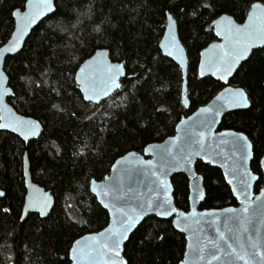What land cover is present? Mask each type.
<instances>
[{
    "label": "trees",
    "instance_id": "trees-1",
    "mask_svg": "<svg viewBox=\"0 0 264 264\" xmlns=\"http://www.w3.org/2000/svg\"><path fill=\"white\" fill-rule=\"evenodd\" d=\"M264 0H54L55 10L38 24L23 48L8 56L4 71L13 96L9 103L40 121L39 137L24 143L0 130V264H70L74 239L102 229L107 212L90 192L93 178L101 180L124 153L142 152L146 144L174 133L183 114L212 98L225 83L198 75L200 51L216 40L212 21L221 14L242 22L251 4ZM25 0H0V45L9 37L12 12ZM176 19L187 54L185 111L182 74L158 42L166 13ZM98 48L112 61L123 62L121 86L95 105L85 101L74 80L78 65ZM264 47L254 50L227 84L242 87L250 106L227 113L220 128L242 131L252 143L251 169L264 184L259 160L264 153ZM27 154L33 181L55 199L50 213H30L20 220L25 187L23 156ZM205 198L201 207L235 205L221 171L200 161ZM175 204L188 209V179L171 178ZM184 235L171 219L148 217L124 246L127 264H179Z\"/></svg>",
    "mask_w": 264,
    "mask_h": 264
},
{
    "label": "water",
    "instance_id": "water-1",
    "mask_svg": "<svg viewBox=\"0 0 264 264\" xmlns=\"http://www.w3.org/2000/svg\"><path fill=\"white\" fill-rule=\"evenodd\" d=\"M54 10V0L50 6L43 0H25L22 9L13 10L16 12L12 15L13 29L0 45V125L5 126L0 130L15 134L24 143L39 137L43 126L38 119L17 112L9 103L14 93L4 71V62L23 48L32 30ZM211 25L217 39L201 49L198 75L210 76L226 84L254 50L264 47V3L253 2L242 22L221 14ZM158 46L180 68L183 79L181 99L186 111L189 107L188 59L178 35L176 19L170 12L166 13ZM12 49L17 51L13 53ZM125 75L124 63L112 61L107 48H98L78 65L74 80L83 99L91 96L90 100H84L97 105L120 88ZM249 106L250 101L242 87L226 84L205 104L188 115L183 114L172 135L146 144L142 152L130 150L124 153L113 161L109 173L101 180L92 178L90 192L107 212L108 222L102 229L73 240L68 251L70 264H127L124 246L131 233L151 216L171 219L173 228L184 235L185 249L179 264H264V184L255 191L258 174L251 169L252 143L241 131L219 129L227 113ZM217 110L219 115H216ZM200 121L207 122L208 127H200ZM189 132L194 141L190 148L186 135ZM236 137L243 138L240 141L244 145L242 151L233 149L231 141ZM197 161L221 171L236 205L199 208L205 198V189L203 176L196 170ZM259 164L264 176V153ZM153 172L155 176L151 174ZM177 173H183L188 179L187 210L175 204L171 178ZM22 174L25 195L20 220L30 213L46 217L55 199L49 190L33 181L26 153ZM3 195L4 191L0 190V197ZM157 201L163 206H156ZM149 202L153 207H149ZM41 211L45 215L41 216ZM234 216L244 223L225 224L228 217ZM128 217H132L130 227L122 224ZM124 227L127 231L120 237L117 247L111 233Z\"/></svg>",
    "mask_w": 264,
    "mask_h": 264
},
{
    "label": "snow or ice",
    "instance_id": "snow-or-ice-1",
    "mask_svg": "<svg viewBox=\"0 0 264 264\" xmlns=\"http://www.w3.org/2000/svg\"><path fill=\"white\" fill-rule=\"evenodd\" d=\"M43 3H44L46 6H50V4H51V0H43ZM12 15L15 16V15H16V12H13ZM11 51H12L13 53H15V52L17 51V49H12ZM169 55H171V53H169ZM229 74H230V73H229ZM201 75H203V73H202ZM237 95H239V94H237ZM91 98H92L91 96H85V97H84L85 100H90ZM242 103H243L244 105H246V101H243ZM207 111H211V109H208ZM219 114H220V113H219V110H217L216 115H219ZM199 125H200V127H202V128H203V127H208V124H207V122H205V121H200V122H199ZM2 127H5V126H4V125H0V128H2ZM186 135L188 136L187 146L190 148V147L192 146V143L194 142V141H193V137H192V135L190 134V132H189V133H186ZM242 139H243L242 137H236V138L233 139V141H231V143H232V145H233V149H234L235 151H242V150H243L244 145H242V144L240 143V141H241ZM226 143H227V142H226ZM197 155H199V153H197ZM245 159H246V157H245ZM147 163H148V164H151L152 161H147ZM161 170H163V168H162ZM151 174H152L153 176L156 175L155 172H153V173H151ZM165 203H166V202H165ZM156 206H160V207H162L163 205H162L159 201H157V202H156ZM149 207H153V204H152L151 202H149ZM119 211L122 212L123 209H119ZM229 211H234V210H231V209H230ZM40 215L43 216V215H45V213H44L43 211H41V212H40ZM157 215H164V213H157ZM131 222H132V217H128L127 219H125V220L122 221V224L125 225V226H127V227H130V226H131ZM238 222L241 223V224L244 223L243 221L240 220V218H239L238 216L228 217V218L225 220V224H228V223L236 224V223H238ZM127 227H124V228H122V229H118L117 231H114V232L111 233V236H112V238H113V242H114V244H115L117 247H119L120 237L123 236V233L127 231ZM221 239H223V233H221ZM253 247H255V244H253ZM240 258L242 259V257H240Z\"/></svg>",
    "mask_w": 264,
    "mask_h": 264
},
{
    "label": "flooded vegetation",
    "instance_id": "flooded-vegetation-1",
    "mask_svg": "<svg viewBox=\"0 0 264 264\" xmlns=\"http://www.w3.org/2000/svg\"><path fill=\"white\" fill-rule=\"evenodd\" d=\"M246 15H247V14H246ZM243 20H244V19H243ZM215 37H216V36H215ZM216 39H217V38H216ZM214 41H215V40H214ZM226 84H227V83H226ZM226 84H225V85H226ZM225 85H224V86H225ZM230 85H231V84H230ZM222 88H223V87H222ZM190 113H191V112H190ZM190 113H188V114H190ZM188 114H185V115H188ZM220 124H221V123H220ZM219 129H230V128H220V125H219ZM236 131H238V130H236ZM241 132H242V131H241ZM243 133H244V132H243ZM246 135H247V134H246ZM248 138H249V137H248ZM251 161H252V160H251ZM202 202H203V201H202ZM202 202H201V203H202ZM201 203H200V206H199L200 209H209V208L201 207ZM235 205H236V204H235Z\"/></svg>",
    "mask_w": 264,
    "mask_h": 264
}]
</instances>
